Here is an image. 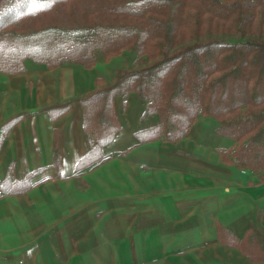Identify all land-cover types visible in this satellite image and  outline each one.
<instances>
[{"label":"crops","instance_id":"0c3cea01","mask_svg":"<svg viewBox=\"0 0 264 264\" xmlns=\"http://www.w3.org/2000/svg\"><path fill=\"white\" fill-rule=\"evenodd\" d=\"M98 54L93 68L28 59L25 72H0V264H264V181L221 160L234 140L216 119L165 141L149 132L161 121L144 116L147 101L118 95L106 160L81 164L93 146L82 104L57 118L41 109L137 57Z\"/></svg>","mask_w":264,"mask_h":264},{"label":"trees","instance_id":"16d2710c","mask_svg":"<svg viewBox=\"0 0 264 264\" xmlns=\"http://www.w3.org/2000/svg\"><path fill=\"white\" fill-rule=\"evenodd\" d=\"M228 33L259 38L213 37ZM125 50L137 60L112 81L41 109L57 118L82 104L93 146L81 164L106 160L102 148L122 129L114 98L132 92L147 101L145 117L160 116L154 138L179 141L214 118L216 133L234 140L221 160L264 181V0H0V72H25L28 59L92 68L97 53L110 61Z\"/></svg>","mask_w":264,"mask_h":264},{"label":"rangeland","instance_id":"374dc122","mask_svg":"<svg viewBox=\"0 0 264 264\" xmlns=\"http://www.w3.org/2000/svg\"><path fill=\"white\" fill-rule=\"evenodd\" d=\"M213 37H217V38H219V39H221V40H225V41H229V42H237V41H244V40H252V39H257V38H259L258 36H251V35H240V34H230V33H228V34H217V35H213ZM125 51H130V52H132V53H136V51H134V50H125ZM124 51V52H125ZM123 52V53H124ZM123 53H121L120 55H122ZM137 54V53H136ZM98 56L100 57V55L97 53V61H98ZM103 56V55H102ZM119 56V55H118ZM117 57V56H116ZM104 58V57H103ZM115 58V57H114ZM113 59V58H112ZM111 59V60H112ZM105 60V59H104ZM136 60H137V57L135 58V60H134V63H133V65L135 64V62H136ZM106 62H109V61H106ZM96 65V64H95ZM132 65V66H133ZM94 67V66H93ZM92 67V68H93ZM131 67V66H130ZM86 68V67H85ZM118 69V68H117ZM202 118V117H201ZM200 118V119H201ZM199 120V119H198ZM197 120V121H198ZM196 121V122H197ZM195 122V123H196ZM219 123V122H218ZM191 130V129H190ZM189 133V132H188Z\"/></svg>","mask_w":264,"mask_h":264}]
</instances>
